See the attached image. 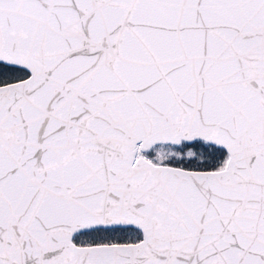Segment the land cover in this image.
<instances>
[{
    "label": "snow or ice",
    "instance_id": "1",
    "mask_svg": "<svg viewBox=\"0 0 264 264\" xmlns=\"http://www.w3.org/2000/svg\"><path fill=\"white\" fill-rule=\"evenodd\" d=\"M0 264H264V0H0Z\"/></svg>",
    "mask_w": 264,
    "mask_h": 264
}]
</instances>
